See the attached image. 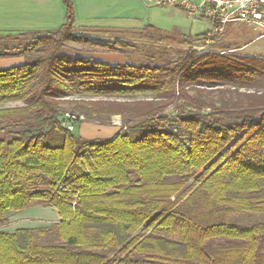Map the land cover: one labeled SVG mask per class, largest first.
Returning <instances> with one entry per match:
<instances>
[{
	"label": "trees",
	"instance_id": "16d2710c",
	"mask_svg": "<svg viewBox=\"0 0 264 264\" xmlns=\"http://www.w3.org/2000/svg\"><path fill=\"white\" fill-rule=\"evenodd\" d=\"M63 3L58 30L0 50L23 57L0 68V264H264V222L230 219L264 211V58L68 56L89 40ZM65 105L125 128L83 138L63 126ZM37 204L56 210L53 230L1 229ZM47 231L60 243L36 239Z\"/></svg>",
	"mask_w": 264,
	"mask_h": 264
},
{
	"label": "crops",
	"instance_id": "0c3cea01",
	"mask_svg": "<svg viewBox=\"0 0 264 264\" xmlns=\"http://www.w3.org/2000/svg\"><path fill=\"white\" fill-rule=\"evenodd\" d=\"M72 3V33L89 40L84 44L90 47L84 49L77 47L76 44L80 43H69L62 48V52L68 56L92 57L112 65L129 62L125 61L127 54L124 55L123 49H116L107 42L120 44L134 35L131 32L143 33L149 26L163 30L181 27L187 35L191 34L188 30L194 21L189 13L179 7L147 6L142 0H72ZM65 14L63 0H0V35L53 32L65 23ZM263 34L259 38H264ZM22 63L21 56L5 57L0 59V68ZM117 131V126L112 124L99 126L84 122L77 125L73 132L86 139H98L110 138Z\"/></svg>",
	"mask_w": 264,
	"mask_h": 264
},
{
	"label": "rangeland",
	"instance_id": "374dc122",
	"mask_svg": "<svg viewBox=\"0 0 264 264\" xmlns=\"http://www.w3.org/2000/svg\"><path fill=\"white\" fill-rule=\"evenodd\" d=\"M191 18L194 20L192 28L188 30L191 32V34L186 35L185 31L181 27H173L169 30H163L153 26H149V28L143 33L131 32L134 35H130V37L125 42H122L120 44H113L112 42H107V44L111 46H116V48L118 49H123L122 52H124V55L127 54V58L125 61L133 64H159L168 60L174 61L175 59L184 55L187 51L190 50H192V53L194 55L215 52L232 55L234 58L235 55L236 57H249L260 55L264 58V38H259V35L264 32V30H253L252 27H249L246 24L240 22H230L224 26L222 32L216 34H209V31L206 30L211 28L210 20L196 19L192 16ZM203 31H206L207 33L204 38L200 36L202 33L198 34ZM194 33L196 35H194ZM34 36L35 34L30 33L24 35H0V50L4 48H8L10 50L13 48H17L18 46L30 41ZM76 45L77 47L81 46L84 49L90 47V45L89 47L85 46L87 44L84 43ZM111 62L114 61L111 60ZM208 85L212 86L210 89H214L212 97H216L217 92L215 88L220 87V85ZM73 98L78 99V97ZM13 105L16 104L10 103L5 104L4 106ZM65 108L67 109V111L72 112L70 111V107L68 105H65ZM74 113L83 115L77 111H75ZM112 117L113 116H111L110 118V124L112 121ZM82 122H85V116L84 120L79 122L77 125H81ZM80 133H82L81 128ZM6 217L8 218V223L5 227L1 229H4L9 232H12L16 228L21 227L34 228L36 230L46 229L48 227L52 229L53 224L58 221L56 210L50 207H44L40 204L32 205L20 212L7 213ZM230 219L234 223L243 225L264 222V211L252 213H238L233 215ZM36 239L39 242L46 244L60 243L56 239L54 234L49 231L43 234L36 233Z\"/></svg>",
	"mask_w": 264,
	"mask_h": 264
},
{
	"label": "built area",
	"instance_id": "2783aa9c",
	"mask_svg": "<svg viewBox=\"0 0 264 264\" xmlns=\"http://www.w3.org/2000/svg\"><path fill=\"white\" fill-rule=\"evenodd\" d=\"M147 6L179 7L196 19H207L212 23L209 34L223 31L230 22H240L254 29L264 30V0H142ZM264 36V34H263ZM83 115L66 111L63 126L73 132ZM111 124L125 128L119 116H113Z\"/></svg>",
	"mask_w": 264,
	"mask_h": 264
}]
</instances>
